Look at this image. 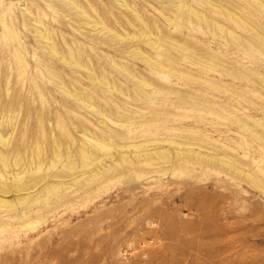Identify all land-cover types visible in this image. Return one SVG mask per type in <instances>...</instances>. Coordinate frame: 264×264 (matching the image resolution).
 Segmentation results:
<instances>
[{"label": "rangeland", "instance_id": "374dc122", "mask_svg": "<svg viewBox=\"0 0 264 264\" xmlns=\"http://www.w3.org/2000/svg\"><path fill=\"white\" fill-rule=\"evenodd\" d=\"M76 1L97 26L60 0H0L1 173L75 159L84 133L122 149L29 214L31 229L5 225L0 264H264V0H187L199 16Z\"/></svg>", "mask_w": 264, "mask_h": 264}, {"label": "bare ground", "instance_id": "6f19581e", "mask_svg": "<svg viewBox=\"0 0 264 264\" xmlns=\"http://www.w3.org/2000/svg\"><path fill=\"white\" fill-rule=\"evenodd\" d=\"M60 1H62L69 9H72V10L75 9L79 13V15L83 17V19H88L86 23L93 24V26H97L99 24V23L97 24V22L94 21L91 16L85 14L86 11L84 10V7L81 6L80 4H78L76 0H60ZM119 1H121V0H119ZM125 3H126V1H124L122 3V5L126 6V8L130 9V11H132L133 13H136V15H135L136 17L140 16V14L134 8V6H131V5H128ZM165 3H167L168 6H171L173 8L175 7L177 12L183 8H186L185 11L187 10V11L193 13L195 16H199V12L196 11L187 2V0H167V1H165ZM139 18H141V17H139ZM166 18L168 19V21L170 23H173L175 21L173 16H169ZM42 26H43L42 29H40L38 32H39L40 36L42 37V39L49 40V31L47 30V28H45V26L43 24H42ZM108 32H110V30H108ZM148 43L153 48H155L156 50H161L160 49L161 44L159 41H157L156 38L150 39V41ZM51 46L52 45L50 44V51L55 52ZM68 49H69L68 53L71 56V58L75 57V60H76L75 51L71 50L69 47H68ZM135 53L139 54L141 52H139V50H137V51H135ZM144 59L148 60L147 57ZM109 60H110V63H113L115 65V62L112 59H109ZM75 64L79 67L87 68V65L85 63H80L79 60H77V63H75ZM113 68H114V66H113ZM95 77H92L93 80ZM100 78H98V79L95 78V80L101 81V80H103L102 78H104V77H102L101 79ZM104 80H105V78H104ZM100 83H102V82H100ZM139 83H141L142 85L143 84L144 85L149 84L147 81H144V80H141V82H139ZM107 85H108V87H113V88L117 87L115 85H113V86L109 85V83H107ZM62 90L67 91V90H65V88H62ZM82 92L83 91H77L76 94H74V93L73 94L78 99L79 96L82 94ZM88 102L89 101H86L85 105H88V107H90L91 109L96 110V108L93 106V104L90 105V104H88ZM100 110H96L98 112V115L100 114L102 116V115L106 114L105 112H103L102 110L100 111ZM105 116H107V114ZM11 119H12V117L3 116L0 120V128L2 126L10 125ZM120 123H121V125H123L122 122H120ZM118 126H120V124ZM15 130H16V127L13 125V128L8 135H15L16 134ZM1 135H4V134H2L0 132V143L2 144V146L8 147L10 145L9 140L2 137ZM111 135H119V134H111ZM83 138H84V140L81 141L80 148H79V150H77V152L75 154V159L73 158L74 157L73 155L69 156L70 154L68 153L69 155H67L65 157V159H63L60 162L61 164H59V165L55 164L52 160H49L50 162L47 164V167H44L43 171H41L40 168L39 169L36 168L37 172L34 173L33 171L31 172V169H30L28 171H23L22 173H16L12 177H10L8 175V177L6 178V177H4V174L1 173V169H0V231L5 227V225H8V226L11 225L12 224L11 220L21 221V222H19L20 223L19 225L21 227L24 226L27 229H31L34 226V224L37 222V218L36 219H33V218L29 219L28 218L29 214L35 213L36 211L41 210L43 208V206L45 205V203L48 204L50 199H52L53 197H56L58 200H60V199L70 198L71 194H73V193L76 194L77 190L74 189V187L76 185H78L79 182H81V179L83 178V176H85L83 174L87 173L88 177H90V175H93V176L96 175L97 172L94 171L93 166L96 164L102 165L103 162H106L107 159H111L113 157V153H115V152H113V150L118 152L120 149L119 147L122 146L120 143H116L114 140H112V138L115 140L117 139L113 136L107 137L106 139H104V138L100 139V138H96L94 136L86 135L84 133ZM173 147L177 148L178 144L174 143ZM134 148H135V150L136 149L140 150L139 151L140 153L139 154L135 153V155L148 154V149H147L146 144L135 145ZM121 149H122V147H121ZM157 150H159V149H157ZM0 161L5 166H7V164H8L7 163V156L3 152H0ZM102 168H103V170H105L107 168V166H102ZM39 172H43V173L47 174V177L48 176L53 177L55 179V180H53L54 182L51 181V183H50V181H49L47 184H45L43 186L40 185L41 187L38 185L39 188H34L33 190H28L27 184L32 182L31 178H33V175L35 176V174L37 175V173H39ZM3 173H4V171H3ZM81 173H83V174H81ZM87 174H86V176H87ZM66 177H72L71 181L65 180ZM88 177H84V178H88ZM72 188L74 190H72ZM26 218H28V219H26Z\"/></svg>", "mask_w": 264, "mask_h": 264}]
</instances>
